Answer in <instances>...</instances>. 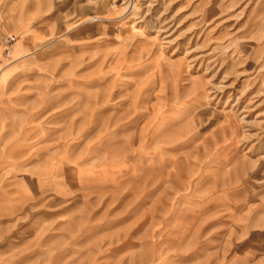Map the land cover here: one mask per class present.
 I'll return each instance as SVG.
<instances>
[{
    "label": "rangeland",
    "instance_id": "1",
    "mask_svg": "<svg viewBox=\"0 0 264 264\" xmlns=\"http://www.w3.org/2000/svg\"><path fill=\"white\" fill-rule=\"evenodd\" d=\"M10 36L0 264H264L259 0H0Z\"/></svg>",
    "mask_w": 264,
    "mask_h": 264
},
{
    "label": "built area",
    "instance_id": "2",
    "mask_svg": "<svg viewBox=\"0 0 264 264\" xmlns=\"http://www.w3.org/2000/svg\"><path fill=\"white\" fill-rule=\"evenodd\" d=\"M15 42H16V37H14V36L4 38V40H3V46H4L3 58L0 59V65H2V62L4 60H8L9 58H11L12 46Z\"/></svg>",
    "mask_w": 264,
    "mask_h": 264
},
{
    "label": "bare ground",
    "instance_id": "3",
    "mask_svg": "<svg viewBox=\"0 0 264 264\" xmlns=\"http://www.w3.org/2000/svg\"><path fill=\"white\" fill-rule=\"evenodd\" d=\"M21 51L20 49V45L17 44L16 48H15V56H17L19 54V52ZM8 64V63H7Z\"/></svg>",
    "mask_w": 264,
    "mask_h": 264
},
{
    "label": "crops",
    "instance_id": "4",
    "mask_svg": "<svg viewBox=\"0 0 264 264\" xmlns=\"http://www.w3.org/2000/svg\"><path fill=\"white\" fill-rule=\"evenodd\" d=\"M259 4L264 6V0H259Z\"/></svg>",
    "mask_w": 264,
    "mask_h": 264
}]
</instances>
